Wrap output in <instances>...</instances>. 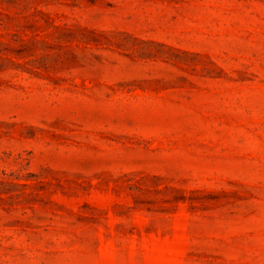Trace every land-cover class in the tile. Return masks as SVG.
<instances>
[{"label":"rangeland","instance_id":"1","mask_svg":"<svg viewBox=\"0 0 264 264\" xmlns=\"http://www.w3.org/2000/svg\"><path fill=\"white\" fill-rule=\"evenodd\" d=\"M0 264H264V0H0Z\"/></svg>","mask_w":264,"mask_h":264}]
</instances>
